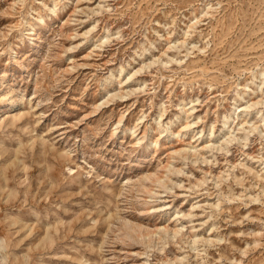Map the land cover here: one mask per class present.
Segmentation results:
<instances>
[{
	"label": "rangeland",
	"instance_id": "rangeland-1",
	"mask_svg": "<svg viewBox=\"0 0 264 264\" xmlns=\"http://www.w3.org/2000/svg\"><path fill=\"white\" fill-rule=\"evenodd\" d=\"M0 264H264V0H0Z\"/></svg>",
	"mask_w": 264,
	"mask_h": 264
}]
</instances>
